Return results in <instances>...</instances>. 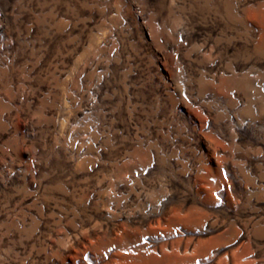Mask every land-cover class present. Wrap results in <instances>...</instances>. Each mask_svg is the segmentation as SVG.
Instances as JSON below:
<instances>
[{
  "label": "rangeland",
  "instance_id": "obj_1",
  "mask_svg": "<svg viewBox=\"0 0 264 264\" xmlns=\"http://www.w3.org/2000/svg\"><path fill=\"white\" fill-rule=\"evenodd\" d=\"M0 264H264V0H0Z\"/></svg>",
  "mask_w": 264,
  "mask_h": 264
}]
</instances>
